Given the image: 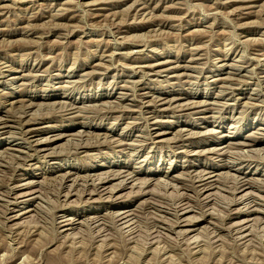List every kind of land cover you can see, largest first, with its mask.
Wrapping results in <instances>:
<instances>
[{
	"label": "rangeland",
	"instance_id": "obj_1",
	"mask_svg": "<svg viewBox=\"0 0 264 264\" xmlns=\"http://www.w3.org/2000/svg\"><path fill=\"white\" fill-rule=\"evenodd\" d=\"M0 120V264H264V0H0Z\"/></svg>",
	"mask_w": 264,
	"mask_h": 264
},
{
	"label": "bare ground",
	"instance_id": "obj_2",
	"mask_svg": "<svg viewBox=\"0 0 264 264\" xmlns=\"http://www.w3.org/2000/svg\"><path fill=\"white\" fill-rule=\"evenodd\" d=\"M66 105V104H65ZM65 107V106H64ZM65 109V108H64ZM74 110V109H73ZM0 124H2V121L0 120ZM92 134V133H91ZM264 137V136H263ZM98 138V137H97ZM102 142V141H101ZM110 142V141H109ZM260 141H255V140H252V144H249V145H245V146H248V147H252V146H254L255 144H257V143H259ZM87 143H89V142H87ZM98 143V142H97ZM95 144V146L93 145V146H90V147H101V146H104L105 144H103V143H100V144ZM118 143V142H117ZM116 143V144H117ZM77 144V143H76ZM79 145V144H78ZM106 147V146H105ZM76 148V147H75ZM261 150H252V151H250V153H253V154H259V152H260ZM249 155H252V154H249ZM259 156V155H258ZM248 158H250V159H244V160H246V161H251V162H257V163H259V164H261V163H264V159L262 158V160L261 159H259L258 158V160L257 159H253V157L252 156H247ZM264 157V156H263ZM234 159H236V160H242V158H236V157H233ZM31 159V158H30ZM245 161V162H246ZM109 166H116V163L115 164H113V163H109L108 164V167ZM248 166H249V164H248ZM1 167H6V166H2L1 165ZM18 167H19V165H18ZM17 167V168H18ZM227 167V166H226ZM90 168H93V167H89V169ZM16 169V168H15ZM204 172V171H203ZM107 174H109V176L107 175ZM103 175H107V176H103ZM117 174H115L114 172H108V173H105V174H101V175H98L97 176V181L99 180V184H103V183H105V182H108V181H111V180H114V179H116L114 176H116ZM118 175H120V173H118ZM205 175H206V173H203L200 177H198L199 178V182H204V181H206L208 178H204L205 177ZM253 175H254V173H253ZM121 176V175H120ZM118 177V178H121V177ZM260 176H263V172H260ZM108 178H109V180H108ZM117 178V179H118ZM132 178V177H131ZM131 178H129V179H131ZM86 182V181H85ZM150 182V180H145V181H143L142 182V184H148ZM252 182H256V183H259V184H262L261 183V181H259V180H255V179H253L252 180ZM97 183V182H96ZM160 183V182H159ZM33 183H31V184H23V185H21V186H18V187H25V188H27V187H29L30 185H32ZM166 184V183H165ZM208 183H205V185H207ZM235 185H234V191H235V194L236 193H238L239 191L240 192H244V191H246V190H248V189H250V187L252 186L251 185V181L250 180H246V181H243L242 179H240V181H239V179L237 180L236 179V181H235V183H234ZM255 185V184H254ZM258 185V184H257ZM92 186H95V185H92ZM127 182H124V181H122V182H120V185L119 186H114L113 188H111V190H113V191H115V190H124V189H126L127 188ZM167 186V185H166ZM262 187V186H261ZM18 189H21V188H18ZM98 190H99V188L98 187H95L94 188V193H96V192H98ZM110 190V189H109ZM110 190V191H111ZM197 191V190H196ZM11 192V191H10ZM9 192V193H10ZM245 194H247V195H249V194H251V193H245ZM244 194V195H245ZM9 195L10 194H8V197H9ZM21 195V194H20ZM17 196L15 199H17V198H21V197H25V196H27V194H22L21 196ZM28 195H30V194H28ZM91 195H94V194H91ZM247 195H245L246 196V200L248 201L249 199H248V196ZM39 197H36V198H32L30 201H34V200H36V199H38ZM40 199V198H39ZM47 201V200H46ZM24 203H28L27 202V200H24V201H17L16 200V202L15 203H11V202H7V204L8 205H13V206H16L17 208L18 207H20L19 205H21V204H24ZM233 203V201L231 202V204ZM252 203V202H251ZM251 203H248L247 205H250ZM234 204H236V202L234 201ZM41 205V204H40ZM37 206V205H36ZM37 208V211H36V213L35 214H37V213H40V212H42L43 210L39 207V206H37L36 207ZM179 208V206H176V207H174L172 210H174V212H176L175 210H177ZM6 211H9V209L7 208L6 209ZM5 211V212H6ZM226 211V210H225ZM49 212V211H48ZM28 213H30V210H25V211H22L19 215H17V216H14V218L13 219H18V220H21V219H24L23 220V222H25L26 220H27V218H31L32 216H29V217H27V218H25L24 217V215H26V214H28ZM43 213V212H42ZM187 213V212H186ZM126 213H121V214H117V215H112V217L114 218L113 220H115L114 221V225H116V227L117 226H119V225H117L118 223H120L121 221H123V220H125V219H127L128 217H129V215H125ZM177 214V213H176ZM40 215V214H39ZM41 218V217H40ZM55 218V217H54ZM53 218V223H52V225H55L56 224V221H55V219ZM60 218H64V217H60ZM222 218V217H221ZM11 219V218H10ZM37 220H39V219H37ZM58 220V219H57ZM96 221H94L92 224H94V223H96L97 221H99L97 218L95 219ZM112 220V221H113ZM28 221V220H27ZM42 220H40V222H41ZM30 222V221H29ZM39 222V221H38ZM129 222H131V220H129V221H125V222H123L122 224H124V225H126V224H128ZM22 223V222H21ZM26 223V222H25ZM113 223V222H112ZM245 223H247V222H241V223H239V224H237L236 225V227H238L237 229H236V231H235V235H238L234 240L235 241H239V240H244L246 237H248V236H244V235H242L244 232H245V230L247 229V227L244 225ZM58 224H60L61 226L60 227H67V226H70L71 228L70 229H67L66 231H73L74 229H76L75 228V226L74 225H76V222H75V220L74 219H70V218H64L62 221H60V223H58ZM103 224V223H102ZM111 224V223H110ZM176 224V223H175ZM37 225V224H36ZM113 225V224H112ZM111 225V226H112ZM132 225L133 224H130L129 226H125V227H127V228H130L128 231H127V233H133L134 232V227L132 228ZM176 225H178V224H176ZM195 226V225H194ZM114 228H115V226H113ZM124 227V226H123ZM122 227V228H123ZM118 228V227H117ZM121 230V229H120ZM234 230V229H233ZM196 231V230H195ZM122 232V231H121ZM187 232V231H186ZM191 232H193V230H190V231H188L187 233H191ZM230 233V232H229ZM186 234V233H185ZM231 234V233H230ZM233 234V233H232ZM69 235V234H68ZM100 235V234H99ZM71 236V235H70ZM111 239V238H110ZM114 246V245H113Z\"/></svg>",
	"mask_w": 264,
	"mask_h": 264
}]
</instances>
